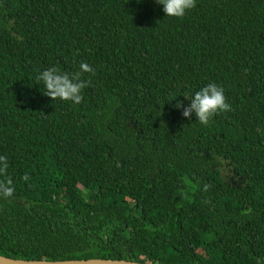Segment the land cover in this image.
<instances>
[{
	"label": "trees",
	"instance_id": "1",
	"mask_svg": "<svg viewBox=\"0 0 264 264\" xmlns=\"http://www.w3.org/2000/svg\"><path fill=\"white\" fill-rule=\"evenodd\" d=\"M81 62V104L45 95L39 72ZM208 83L232 111L204 126L176 103ZM0 156L3 258L264 260V0L181 19L156 0H0Z\"/></svg>",
	"mask_w": 264,
	"mask_h": 264
},
{
	"label": "clouds",
	"instance_id": "2",
	"mask_svg": "<svg viewBox=\"0 0 264 264\" xmlns=\"http://www.w3.org/2000/svg\"><path fill=\"white\" fill-rule=\"evenodd\" d=\"M156 3L163 6L166 17L181 19L187 12L196 7V0H156ZM84 74L95 75V69L86 62H81L78 71L69 73L62 72L58 67H49L37 76L46 89V96L52 100H61L79 105L83 102V90L90 86L91 80L84 79ZM190 103L185 106L182 102L176 103L177 109H182V116L191 119L195 114L197 121L208 126L220 113L232 111L231 105L227 102L224 89L216 83H208L190 98L185 97ZM0 177H7V157L0 156ZM25 181L29 177L25 174L22 177ZM15 187L11 177L0 179V196L9 198L14 195ZM256 264H264V260L257 259Z\"/></svg>",
	"mask_w": 264,
	"mask_h": 264
},
{
	"label": "water",
	"instance_id": "3",
	"mask_svg": "<svg viewBox=\"0 0 264 264\" xmlns=\"http://www.w3.org/2000/svg\"><path fill=\"white\" fill-rule=\"evenodd\" d=\"M0 264H139L127 261H110V260H81V261H64V262H47V261H22L11 260L0 256Z\"/></svg>",
	"mask_w": 264,
	"mask_h": 264
}]
</instances>
